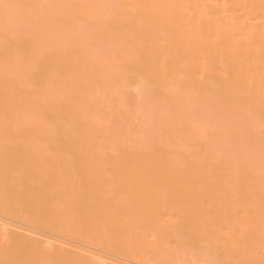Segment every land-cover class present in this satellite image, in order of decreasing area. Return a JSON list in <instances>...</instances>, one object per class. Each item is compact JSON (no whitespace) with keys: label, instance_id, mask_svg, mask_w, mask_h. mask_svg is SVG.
Masks as SVG:
<instances>
[{"label":"bare ground","instance_id":"obj_1","mask_svg":"<svg viewBox=\"0 0 264 264\" xmlns=\"http://www.w3.org/2000/svg\"><path fill=\"white\" fill-rule=\"evenodd\" d=\"M0 264H264V0H0Z\"/></svg>","mask_w":264,"mask_h":264}]
</instances>
